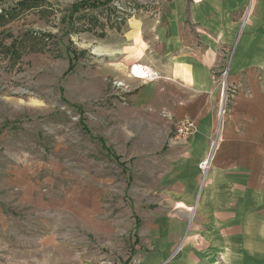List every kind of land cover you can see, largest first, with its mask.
Instances as JSON below:
<instances>
[{
    "label": "rangeland",
    "instance_id": "1",
    "mask_svg": "<svg viewBox=\"0 0 264 264\" xmlns=\"http://www.w3.org/2000/svg\"><path fill=\"white\" fill-rule=\"evenodd\" d=\"M172 1L0 0V264H136L152 253L137 249L159 211L145 201L146 163L176 145L175 125L147 121L126 79L98 84V68L118 59L95 54L116 45L133 19L162 24ZM80 2L103 5L73 12ZM250 6L245 0L235 14L239 40L249 28L264 33V0H254L247 18ZM226 54L217 144L239 96ZM122 101L131 107L115 110ZM178 247L163 264L182 255Z\"/></svg>",
    "mask_w": 264,
    "mask_h": 264
},
{
    "label": "crops",
    "instance_id": "2",
    "mask_svg": "<svg viewBox=\"0 0 264 264\" xmlns=\"http://www.w3.org/2000/svg\"><path fill=\"white\" fill-rule=\"evenodd\" d=\"M244 1L173 0L162 24L133 19L123 34L117 31L116 45L97 49L99 58L118 59L98 68V84L105 77L126 79V89L138 88L130 101L137 97L147 121L174 127L188 117L198 126L187 145H169L146 163L145 201L159 211L152 223L145 222L142 245L137 244L152 253L136 264L166 263L180 244L182 255L169 264H264V33L253 35L249 28L236 38L241 21L235 14ZM132 46L138 57L129 53ZM228 51V81L239 96L222 117L213 165L200 190L198 166L216 133ZM134 64L149 65L165 79L137 80L129 73ZM113 107L122 112L131 106Z\"/></svg>",
    "mask_w": 264,
    "mask_h": 264
},
{
    "label": "built area",
    "instance_id": "3",
    "mask_svg": "<svg viewBox=\"0 0 264 264\" xmlns=\"http://www.w3.org/2000/svg\"><path fill=\"white\" fill-rule=\"evenodd\" d=\"M130 75L140 81H146V82H157L162 80L161 73L151 67L145 66V65H133L130 69ZM225 94V92H224ZM198 126L197 123L192 120L191 118H183L176 122L174 127V134L172 137V141L174 144L179 145H187L191 138L197 133ZM212 144L210 147V150L206 156V158L200 162L199 164V171L201 173V176L203 177V183H205V180L207 178V175L211 169L212 161L214 158V152L215 147L217 144V138L216 140H211ZM181 247V246H180ZM180 247H178L179 250L176 251L175 254H173V257L177 254V252L180 251Z\"/></svg>",
    "mask_w": 264,
    "mask_h": 264
},
{
    "label": "trees",
    "instance_id": "4",
    "mask_svg": "<svg viewBox=\"0 0 264 264\" xmlns=\"http://www.w3.org/2000/svg\"><path fill=\"white\" fill-rule=\"evenodd\" d=\"M88 5H90V7H92V8L97 9V8H100V6H102L103 4H94L93 6H91L92 4H90V3H88V2H80V3H78V4H75V5L72 7V11H73V12H77V11L80 10V8H82V7H86V6H88ZM72 67H73V66H71L69 72L72 71Z\"/></svg>",
    "mask_w": 264,
    "mask_h": 264
},
{
    "label": "bare ground",
    "instance_id": "5",
    "mask_svg": "<svg viewBox=\"0 0 264 264\" xmlns=\"http://www.w3.org/2000/svg\"><path fill=\"white\" fill-rule=\"evenodd\" d=\"M253 3H254V0H251V6H250V9H249V11H248V15H247V18L249 17V15H250V11H251V8H252V6H253ZM247 20V19H246Z\"/></svg>",
    "mask_w": 264,
    "mask_h": 264
}]
</instances>
